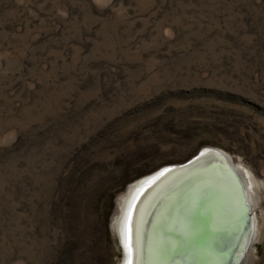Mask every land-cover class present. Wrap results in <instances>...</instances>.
I'll list each match as a JSON object with an SVG mask.
<instances>
[{
	"label": "rangeland",
	"instance_id": "rangeland-1",
	"mask_svg": "<svg viewBox=\"0 0 264 264\" xmlns=\"http://www.w3.org/2000/svg\"><path fill=\"white\" fill-rule=\"evenodd\" d=\"M204 147L264 264V0H0V264H120L132 183Z\"/></svg>",
	"mask_w": 264,
	"mask_h": 264
},
{
	"label": "bare ground",
	"instance_id": "bare-ground-1",
	"mask_svg": "<svg viewBox=\"0 0 264 264\" xmlns=\"http://www.w3.org/2000/svg\"><path fill=\"white\" fill-rule=\"evenodd\" d=\"M194 199L200 205L201 230L217 253H223L220 264H236L240 256V264L253 263L255 244L262 240L263 230L254 212L250 180L231 158L204 147L185 162L163 166L132 183L113 223L124 249L120 264H147L148 249L163 224L174 223L184 205ZM245 207L251 212L250 221L245 218ZM194 264L212 261L200 259Z\"/></svg>",
	"mask_w": 264,
	"mask_h": 264
},
{
	"label": "snow or ice",
	"instance_id": "snow-or-ice-1",
	"mask_svg": "<svg viewBox=\"0 0 264 264\" xmlns=\"http://www.w3.org/2000/svg\"><path fill=\"white\" fill-rule=\"evenodd\" d=\"M199 215V201L194 199L184 205L183 214L174 223L165 222L161 234L148 249L147 264H194L200 259L220 264L223 253H217L201 230Z\"/></svg>",
	"mask_w": 264,
	"mask_h": 264
},
{
	"label": "water",
	"instance_id": "water-1",
	"mask_svg": "<svg viewBox=\"0 0 264 264\" xmlns=\"http://www.w3.org/2000/svg\"><path fill=\"white\" fill-rule=\"evenodd\" d=\"M245 218H246L247 220H249V221H250L251 218H252L251 212L249 211L248 207H245ZM117 240H118L119 246H120V248H121V255H122V258H123V257H124V249H123L122 245L120 244L119 238H117ZM250 245H251V239H250L249 243L247 244V249L250 247ZM245 250H246V249H245ZM237 258H238V257H237ZM240 258H241V256H240ZM240 258H239L238 262H236L237 259L235 260L236 264H237V263H238V264L241 263V262H240Z\"/></svg>",
	"mask_w": 264,
	"mask_h": 264
}]
</instances>
